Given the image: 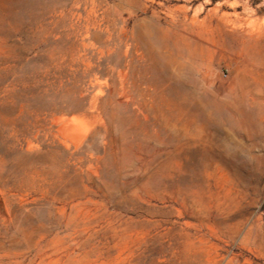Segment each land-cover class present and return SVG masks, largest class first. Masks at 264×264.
Returning <instances> with one entry per match:
<instances>
[{
	"label": "rangeland",
	"instance_id": "obj_1",
	"mask_svg": "<svg viewBox=\"0 0 264 264\" xmlns=\"http://www.w3.org/2000/svg\"><path fill=\"white\" fill-rule=\"evenodd\" d=\"M264 0H0V264H264Z\"/></svg>",
	"mask_w": 264,
	"mask_h": 264
},
{
	"label": "bare ground",
	"instance_id": "obj_2",
	"mask_svg": "<svg viewBox=\"0 0 264 264\" xmlns=\"http://www.w3.org/2000/svg\"><path fill=\"white\" fill-rule=\"evenodd\" d=\"M264 46V45H263Z\"/></svg>",
	"mask_w": 264,
	"mask_h": 264
}]
</instances>
